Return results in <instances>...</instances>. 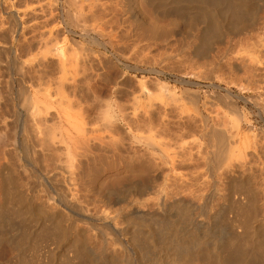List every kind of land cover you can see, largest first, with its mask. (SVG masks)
<instances>
[{"label":"rangeland","instance_id":"374dc122","mask_svg":"<svg viewBox=\"0 0 264 264\" xmlns=\"http://www.w3.org/2000/svg\"><path fill=\"white\" fill-rule=\"evenodd\" d=\"M183 1L0 0V264L171 260L153 223H178L183 210L196 240L181 264H219L232 243L255 258L220 264H264V0H249L254 24L235 37L230 16L216 32L199 14L220 6ZM219 134L235 137L215 165Z\"/></svg>","mask_w":264,"mask_h":264},{"label":"bare ground","instance_id":"6f19581e","mask_svg":"<svg viewBox=\"0 0 264 264\" xmlns=\"http://www.w3.org/2000/svg\"><path fill=\"white\" fill-rule=\"evenodd\" d=\"M14 1V0H13ZM38 1V0H37ZM52 1H54V0H52ZM150 1H152V0H150ZM157 2H158V0H156ZM162 1V0H161ZM164 1V0H163ZM174 1H176L177 2V0H174ZM185 1V3H186V1H187V3H189L188 1H193V3H196L197 1H200V2H207V1H209L208 3L210 4V2L214 5V6H217L216 8H218L219 6L221 7V11H218V14H217V16H218V18H217V16H216V14L215 15H211L210 14V12L209 13H206L205 12V10H202V8H201V12L199 13L200 15H201V17L204 19V20H206V22H207V24L209 23L208 22V20H210V16H212L211 18H213L212 20H213V23H212V25H211V27H210V31L211 30H214L215 29V31L217 32L218 30H219V28H220V25H221V23H219V21H218V19H219V17H220V14L222 15V13H224V15H226V16H230V21H231V26H229V28H228V32L230 33V34H232V35H234V37H235V35H237V34H239V33H241L243 30H245L246 28L248 29V27H251L252 26V24H254L253 23V17H252V19L250 18V19H248V14H249V11H250V5H248V2H249V0H184ZM184 1H183V4H184ZM65 2H67V1H65ZM74 2V1H73ZM175 2V3H176ZM179 2V1H178ZM181 2V1H180ZM190 2V3H191ZM54 2H52V4H53ZM118 3V2H117ZM156 3V2H155ZM158 3H160V2H158ZM158 3H156V4H158ZM161 3H163V2H161ZM165 3V2H164ZM163 3V4H164ZM182 3V2H181ZM197 3H199V2H197ZM196 3V4H197ZM120 4V3H119ZM155 4V5H156ZM169 4V3H168ZM177 4V3H176ZM179 4V3H178ZM211 4V5H212ZM74 5V4H73ZM72 5V6H73ZM98 5V4H97ZM165 6L167 5V4H164ZM170 5V4H169ZM182 5V4H181ZM193 5V4H192ZM205 5V7H207L206 6V4H204ZM28 6V5H27ZM157 6V5H156ZM159 6V5H158ZM157 6V7H158ZM161 6V5H160ZM180 6V4L178 5V7ZM191 6V5H190ZM202 6V5H201ZM163 7L164 6H162V9H163ZM171 7H172V4H171ZM174 7H176V6H174ZM182 7H183V5H182ZM184 7H185V5H184ZM186 7H189V4H188V6H186ZM198 7V9H200L199 7L200 6H197ZM219 7V8H220ZM24 8H26V7H24ZM122 8V7H121ZM156 8V7H155ZM167 8V7H166ZM166 8H164V11H165V9ZM103 9V8H102ZM182 8L180 7V9H178L177 8V10H179V12H180V10H181ZM206 9V8H205ZM209 9V8H208ZM19 10V9H18ZM105 10V9H104ZM108 10V9H107ZM158 10V9H157ZM183 10V9H182ZM186 10V9H185ZM184 10V12L186 13V11ZM193 10V9H192ZM218 10V9H217ZM22 11V10H21ZM163 11V13H165ZM167 11V10H166ZM169 11H170V8H169ZM175 11V10H174ZM189 12H190V9L188 10ZM187 11V12H188ZM196 11H198V10H196ZM24 12V11H23ZM104 12V11H103ZM115 12V11H114ZM118 12V11H117ZM162 12V11H161ZM178 11H177V13H179ZM213 12V11H212ZM252 12H253V10H252ZM68 13V12H67ZM167 13V12H166ZM173 12H171V14H172ZM214 13H215V10H214ZM213 13V14H214ZM181 14V13H180ZM198 14V12L196 13V15ZM26 15V14H25ZM69 15V14H68ZM81 15V14H80ZM170 15V14H169ZM175 15H176V13H175ZM187 15H188V13H187ZM106 16V15H105ZM115 16V15H114ZM193 16V15H192ZM199 15H197L196 17H198ZM254 16V15H253ZM10 17V16H9ZM12 17V16H11ZM76 17V16H75ZM102 17V16H101ZM187 17V16H186ZM223 17H225V16H223ZM167 18V17H166ZM184 18V17H183ZM202 18H201V20H202ZM70 19V18H69ZM68 19V20H69ZM105 20H109V19H105ZM128 20V19H127ZM185 20H186V18H185ZM220 20V19H219ZM225 20V19H224ZM70 21V20H69ZM99 21V20H98ZM101 21V20H100ZM192 21H193V19H192ZM220 21H222V25H223V23H224V21H223V19L222 20H220ZM230 21H229V23H230ZM202 22V21H201ZM210 22H211V20H210ZM76 23V22H75ZM101 23V22H100ZM131 23V22H130ZM202 23H205V21L204 22H202ZM79 24V23H78ZM82 24V23H81ZM206 24V23H205ZM76 25V24H75ZM204 25V24H203ZM207 26V25H206ZM226 26H228V25H226ZM93 27V26H92ZM227 28V27H226ZM225 28V29H226ZM262 28H264V27H262ZM204 29V28H203ZM222 29H224L223 27H222ZM246 29V30H247ZM187 31V30H186ZM219 32V31H218ZM246 32V31H245ZM209 33V32H208ZM211 33V32H210ZM221 33V32H220ZM220 33H217V34H220ZM226 33H227V31H226ZM9 34V33H8ZM229 34V35H230ZM185 35V34H184ZM205 35L206 36H208L206 33H205ZM220 35H222V34H220ZM227 35V34H226ZM190 36V35H189ZM201 36V35H200ZM210 36V35H209ZM208 36V37H209ZM211 37H212V33H211ZM218 37H219V35H218ZM262 37V36H261ZM260 37V38H261ZM12 38V37H11ZM100 38H101V36H100ZM184 38V37H183ZM214 38H216V37H214ZM89 39V38H88ZM212 40H213V38H211ZM217 39V38H216ZM215 39V40H216ZM238 40V39H237ZM208 41V40H207ZM209 41H210V39H209ZM217 41V40H216ZM73 42V41H72ZM184 42V41H183ZM203 42V41H202ZM233 42V41H232ZM207 44V43H206ZM259 44V43H258ZM178 45V44H177ZM191 45V44H190ZM205 45V44H204ZM109 46V45H108ZM258 46V45H257ZM216 47V46H215ZM259 47V46H258ZM213 48V47H212ZM178 49V48H177ZM250 49V48H249ZM186 50H188V49H186ZM243 51V50H242ZM201 53V52H200ZM214 53V52H213ZM235 53V52H234ZM239 53V52H238ZM232 55V54H231ZM262 55H264V54H262ZM252 56V55H251ZM194 57H195V55H194ZM205 57V56H204ZM218 58V57H217ZM255 58V57H254ZM249 59V58H248ZM252 60V59H251ZM197 61V60H196ZM257 61V60H256ZM259 62V61H258ZM14 64V63H13ZM199 64V63H198ZM204 66V65H203ZM202 66V67H203ZM220 66V65H219ZM235 67V66H234ZM224 69V68H223ZM227 69V68H226ZM206 73V72H205ZM209 73V72H208ZM215 74V73H214ZM242 74V73H241ZM228 75V74H227ZM214 76V75H213ZM217 76V75H216ZM215 76V77H216ZM223 77V76H222ZM229 78V77H228ZM231 80V79H230ZM187 82V81H186ZM184 83V82H183ZM231 84V83H230ZM197 85V84H196ZM239 85V84H238ZM244 87V86H243ZM186 89V88H185ZM245 89V88H244ZM187 90V89H186ZM19 91V90H18ZM19 93V92H18ZM11 94V93H10ZM26 94V93H25ZM193 97V96H192ZM26 98H27V95H26ZM34 98H35V96H34ZM17 99V98H16ZM30 99V98H29ZM23 100V99H22ZM229 100V99H228ZM24 101V100H23ZM191 101H193V100H191ZM35 102V101H34ZM192 103H194V102H192ZM197 103V102H196ZM35 104V103H34ZM33 104V105H34ZM37 104V103H36ZM107 105V104H106ZM105 105V106H106ZM230 105V104H229ZM109 106V105H108ZM23 107V106H22ZM230 107V106H229ZM105 110H106V108H105ZM229 110H230V108H229ZM230 112V111H229ZM232 112V111H231ZM105 113V112H104ZM110 114V113H109ZM234 114V113H233ZM25 115V114H24ZM104 115V117H106L107 116V114H103ZM106 115V116H105ZM231 116V115H230ZM110 117V116H109ZM222 117H224V116H222ZM107 118V117H106ZM205 118V117H204ZM233 118V117H232ZM235 118V117H234ZM229 119H231V118H229ZM110 120V118L108 119V121ZM206 120V119H205ZM236 120V119H235ZM234 120V121H235ZM111 121V120H110ZM207 121V120H206ZM228 122V121H227ZM204 123V122H203ZM234 123H236V121L234 122ZM233 125V124H232ZM235 125V124H234ZM149 126V125H148ZM150 127V126H149ZM213 127V126H212ZM216 127H218V126H216ZM231 128V127H230ZM131 129V128H130ZM140 129V128H139ZM145 129V128H144ZM149 129V128H148ZM217 129V128H216ZM4 130V129H3ZM202 130V129H201ZM219 130V129H218ZM235 130V129H234ZM10 131H12V130H10ZM150 131V130H149ZM149 131H147V132H149ZM154 131V130H153ZM237 131V130H236ZM13 132V131H12ZM152 132V131H151ZM222 131H220V134H222L221 133ZM226 132V131H225ZM232 132V131H231ZM0 133H1V131H0ZM2 133H3V131H2ZM26 133V132H25ZM141 133H144V132H141ZM214 133H215V131H214ZM85 133H83V135H84ZM145 134V133H144ZM149 134H152V133H149ZM154 134V133H153ZM216 134V133H215ZM219 134V137L218 136H216L217 138H219V141L220 142H218V143H220V144H217V146L219 147L218 148V151H217V154H215L214 152H212V154L214 155V156H216L215 157V163L213 162V160H212V163L213 164H215V165H217V164H220V163H223L225 160H226V158H228V157H226L227 156V153H228V150H230L231 149V146H230V143L233 141H231V138L233 137H235V136H237L238 134H236V132L234 133V134H232V135H235V136H231V137H229L228 135H226V136H224V135H220ZM224 134V133H223ZM246 134V133H245ZM13 135V134H12ZM217 135H218V133H217ZM248 135V134H247ZM209 136V135H208ZM23 137V136H22ZM28 137H29V135H28ZM142 137H143V134H142ZM145 137V136H144ZM238 137V136H237ZM246 137V136H245ZM137 138V137H136ZM135 138V139H136ZM147 138V137H146ZM149 138V137H148ZM154 138H155V136H154ZM232 138V139H233ZM238 138H240V137H238ZM133 139H134V137H133ZM168 139V138H167ZM237 139V138H236ZM235 139V140H236ZM9 140V139H8ZM7 140V141H8ZM23 140V139H22ZM139 140V139H138ZM137 140V141H138ZM150 140V141H149ZM146 139L145 140V142L147 141V143H146V145L147 146H152L153 147V144H154V146H157V145H155V143L153 142V138H152V140L151 139ZM158 140V139H157ZM6 141V142H7ZM140 141H141V139H140ZM231 141V142H230ZM246 141V140H245ZM23 142V141H22ZM214 142V141H213ZM240 142V141H239ZM239 142H237L236 141V143L238 144ZM243 141H241V143H242ZM13 143V142H12ZM138 143H140V142H138ZM153 143V144H152ZM158 143V142H157ZM161 143H164V142H161ZM208 143V142H207ZM145 144V143H144ZM160 144V143H159ZM232 144V143H231ZM234 144H235V142H234ZM233 144V145H234ZM237 144H235L234 146H236ZM248 144V143H247ZM243 145V144H242ZM256 145V144H255ZM261 145V144H260ZM4 146V145H3ZM169 146V145H168ZM214 146V145H213ZM239 146V145H238ZM22 147H24V146H22ZM151 147V148H152ZM157 147H160L161 148V150H163L161 153H163L164 154V149H162L164 146H157ZM159 148V149H160ZM165 148V147H164ZM213 148H215V147H213ZM240 148V147H239ZM27 149V148H26ZM154 149V148H153ZM167 149H169V148H167ZM216 149H217V147H216ZM23 150V149H22ZM143 150V149H142ZM155 150V149H154ZM153 150V151H154ZM169 150H171V149H169ZM214 150V149H213ZM240 150V149H239ZM246 150H247V147H246ZM75 151V150H74ZM159 151V150H158ZM248 151V150H247ZM30 152V151H29ZM77 152V151H76ZM148 152V151H147ZM171 152V151H170ZM216 152V151H215ZM236 152V151H235ZM24 153V152H23ZM225 153H226V158L224 157V155H225ZM28 154V153H27ZM154 154H155V152H154ZM173 154V153H172ZM206 154V153H205ZM229 154H230V156H231V152H229ZM228 154V155H229ZM234 153L232 152V155H233ZM33 155V154H32ZM152 155V154H151ZM161 155V154H160ZM154 156V155H153ZM155 156H157V155H155ZM213 156V157H214ZM73 157V156H72ZM212 157V158H213ZM222 157L223 158H225V160H220V159H222ZM238 157V156H237ZM19 158V157H18ZM218 158H219V160L221 161V162H219V161H217L218 160ZM240 158V157H239ZM15 159V158H14ZM234 159V158H233ZM19 160V159H18ZM240 160V159H239ZM34 161V160H33ZM159 161V160H158ZM216 161H217V164H216ZM223 161V162H222ZM242 161V160H241ZM261 161V160H260ZM259 161V162H260ZM245 162H246V160H245ZM252 163V162H251ZM255 163V162H254ZM253 163V164H254ZM248 164H249V162H248ZM255 164H257V163H255ZM261 164V163H260ZM15 165V164H14ZM169 165V164H168ZM250 165V164H249ZM262 165H264V164H261V165H258V166H261L262 167ZM247 166V165H246ZM251 166H254V165H250V166H247V167H251ZM70 167H71V165H70ZM240 167V166H239ZM244 167V166H243ZM243 167H241V169L243 168ZM255 167V166H254ZM254 167H253V169H254ZM249 168H247V169H244L245 171L247 170V172H245V173H248V172H250L251 170L249 169ZM70 169H73V168H69V170ZM237 169V168H236ZM257 169V168H256ZM172 170V169H171ZM232 170V169H231ZM230 170V171H231ZM240 170V169H239ZM249 170V171H248ZM24 171V170H23ZM167 171V170H166ZM233 171V170H232ZM236 171V170H235ZM234 171V172H235ZM55 172H57V171H55ZM72 172V171H71ZM241 172H243V170L241 171ZM17 173V172H16ZM45 173V172H44ZM228 173H230V172H228ZM237 173V172H236ZM244 173V172H243ZM20 174V173H19ZM49 174V173H48ZM252 174H254V173H252ZM54 175H55V173H54ZM238 175V174H237ZM236 175V176H237ZM262 175H264V171H262ZM10 176V175H9ZM57 176V175H56ZM241 177V174H240V172H239V175H238V177ZM247 176V175H246ZM245 176V177H246ZM170 177V176H169ZM147 178V177H146ZM134 179V178H133ZM223 179V178H222ZM226 179V178H225ZM250 179V178H249ZM254 179V178H253ZM9 180V179H8ZM206 180V179H205ZM15 181V180H14ZM51 181V180H50ZM16 182V181H15ZM253 182H254V180H253ZM153 183V182H152ZM203 183V182H202ZM219 183V182H218ZM143 184V183H142ZM146 184V183H145ZM149 184V183H148ZM15 186V185H14ZM137 186V185H136ZM143 186H146V185H143ZM152 186V185H151ZM208 186V185H207ZM253 186V185H252ZM22 187V186H21ZM67 187V186H66ZM135 187V186H134ZM245 187V186H244ZM247 187V186H246ZM4 188V187H3ZM85 188V187H84ZM92 188V187H91ZM147 188H148V186H147ZM161 188V187H160ZM222 188V187H221ZM237 188V187H236ZM17 189V188H16ZM62 189V188H61ZM70 189V188H69ZM87 189V188H86ZM126 189V188H125ZM140 189V188H139ZM153 190H154V188H152ZM165 189V188H164ZM242 189V188H241ZM90 190V189H89ZM127 190V189H126ZM125 190V191H126ZM141 190V189H140ZM142 190H144V189H142ZM147 190V189H146ZM157 190V189H156ZM161 190V189H160ZM186 190V189H185ZM229 189H227V191H228ZM256 190V189H255ZM85 191V190H84ZM165 191V190H164ZM164 191H161V192H163L164 193ZM241 191V190H240ZM251 191V190H250ZM253 191V190H252ZM259 191H260V189H259ZM2 192V191H1ZM63 192V191H62ZM70 192H72L71 190H70ZM138 192V191H137ZM148 192V191H147ZM160 192V195L162 194ZM167 192V191H166ZM165 192V193H166ZM255 192H258V191H255ZM7 193V192H6ZM16 193V192H15ZM96 193V192H95ZM141 193H142V191H141ZM141 193H140V195H141ZM146 193V192H145ZM156 193V192H155ZM157 193H159V192H157ZM156 193V194H157ZM171 193V192H170ZM204 193V194H203ZM202 194L203 195H201V197H202V199H205L206 201H202L204 204H202L203 206H205V202H207V201H210V202H212V200L213 199H215V197H216V192H214V191H212V192H208L207 194H205L206 192H203ZM235 193V192H234ZM245 193H247V191L245 192ZM250 193H252V192H250ZM254 193V192H253ZM262 193V192H261ZM131 194V193H130ZM237 194V193H236ZM240 194V193H239ZM1 195V194H0ZM19 195V194H18ZM24 195V194H23ZM88 195H89V193H88ZM135 195V194H134ZM154 195V194H153ZM158 195V194H157ZM170 195V194H169ZM200 195V194H199ZM229 195L230 194H226V195H224V198H225V196H227L226 198L227 199H230L231 198V196H230V198H229ZM234 195V194H233ZM61 196V195H60ZM64 196V195H63ZM118 196V195H117ZM137 196V195H136ZM134 197V198H137V197ZM145 196H146V194H145ZM149 196V199H150V195H148ZM164 195L162 194V196L161 197H163ZM166 196V195H165ZM170 196H172V195H170ZM190 196V195H189ZM219 196V195H218ZM238 196V195H237ZM246 196H247V194H246ZM248 196H250V198L249 197H247V198H249V201L250 202H252L253 200H254V198H255V200L257 201L258 199L257 198H259V197H256L255 196V194H252V196H251V194H249ZM258 196H260V200H261V202L262 203H264V201H262V198H264V194H259ZM175 196H173V198H174ZM239 197V196H238ZM244 197V196H243ZM242 197V198H243ZM65 198V197H64ZM146 198H147V196H146ZM153 198V197H152ZM151 198V199H152ZM167 198H168V196H167ZM166 198V199H167ZM225 198V199H226ZM234 198V197H233ZM24 199V198H23ZM22 199V200H23ZM157 199V198H156ZM155 199V200H156ZM170 200H172V198H169ZM177 199V198H176ZM244 199V198H243ZM246 199V198H245ZM5 200V199H4ZM3 200V201H4ZM13 200V199H12ZM144 200H145V197H144ZM143 200V201H144ZM169 200V201H170ZM175 200V199H174ZM235 200V199H234ZM237 200V199H236ZM254 200V201H255ZM140 201H141V199H140ZM142 201V202H143ZM157 202L155 203V205H157L156 206V208L157 207H160L161 209H164V208H166L167 206H168V204H167V206H166V203H165V201H162V198L160 199V200H156ZM166 201H168V199L166 200ZM177 201V200H176ZM180 201V200H179ZM239 201V200H238ZM241 201V200H240ZM248 201V202H249ZM253 201V202H254ZM22 202V201H21ZM24 202V201H23ZM141 202V203H142ZM233 202H235V201H233ZM237 202V201H236ZM260 201H259V203H261ZM25 203H26V201H25ZM28 203V202H27ZM111 203V202H110ZM113 203V202H112ZM111 203V204H112ZM135 203H136V201H135V199H134V202H132V201H130V202H128V206L132 209L133 208V210H134V208H136V205H135ZM145 203V202H144ZM148 203H150V202H148ZM183 203V202H182ZM199 203V202H198ZM239 203V202H238ZM257 203V202H256ZM19 204V203H18ZM30 204V203H29ZM147 204V203H146ZM207 205H209L208 204V202L206 203ZM250 204V203H249ZM255 204V203H254ZM6 205V204H5ZM45 205V204H44ZM139 205H141V204H139ZM150 205H152V204H150ZM243 205H245V204H243ZM21 206V205H20ZM46 206V205H45ZM81 206V205H80ZM122 206V205H121ZM145 206V205H144ZM143 206V207H144ZM153 206V205H152ZM152 206H149V204H148V207H151L152 208ZM210 206V205H209ZM227 206V205H226ZM253 206V205H252ZM11 207V206H10ZM14 207V206H13ZM43 207V206H42ZM146 207H147V205H146ZM7 208V207H6ZM17 208V207H16ZM26 208H28V207H26ZM160 208H158V209H160ZM207 208H209L208 206L207 207H205V208H203L202 207V209H201V211H202V213H200V215H199V217L202 219V217H206L207 218V215L205 216V211L207 210ZM225 208V207H224ZM120 209V208H119ZM138 209H140V208H138ZM173 209V208H172ZM157 210V209H156ZM166 210H167V208H166ZM222 210V209H221ZM220 210V211H221ZM139 211V210H138ZM160 211V210H159ZM164 210H162V212H163ZM168 211V210H167ZM218 211V210H217ZM252 211V210H251ZM126 212V211H125ZM198 212H200V210L198 211ZM211 212V211H210ZM114 213V212H113ZM164 213V212H163ZM167 213V212H166ZM183 213H184V215L183 214H181L182 215V217H181V215L179 214V216L180 217H178V218H182V219H179V222L178 223H176L175 221L174 222H164L163 224H159L160 222L162 223V221H156V222H158V224H156V223H153V224H155V226H158L159 227V231H160V238H162L163 240L162 241H164V242H162L163 243V246H165L166 245V250H170L171 252V256L173 255V259H171L170 260V258L167 260V259H162V260H164V261H162L161 260V258H160V260L158 259V258H156V259H154L153 260V262H155L156 264H157V262H159V264H174V263H176L177 261H178V263L177 264H181V262L182 261H184V259L185 258H187L188 256H190V255H193V253H190L191 251H189V248L190 247H192V245H193V243H194V240H196V238L194 237V234L193 235H190V234H187L186 235V233H188V231L187 230H189V229H187L186 231H185V228L183 227V225H185V224H182V223H180V221H184V217L186 216V217H188L187 216V214H185V212H184V210H183ZM217 213V212H216ZM129 214H130V212H129ZM212 214H213V212H212ZM211 214V215H212ZM220 214V213H219ZM218 214V215H219ZM30 215V214H29ZM145 216V215H144ZM153 216V215H152ZM213 216V215H212ZM217 216V215H216ZM215 216V217H216ZM133 217V216H132ZM219 217V216H218ZM217 217V218H218ZM154 218V217H153ZM197 218V217H196ZM210 218H212V217H210ZM214 218V217H213ZM216 218V219H217ZM233 218V217H232ZM165 219V218H164ZM169 219V218H168ZM199 219V218H198ZM198 219H195V220H197L195 223L197 224H195V226H193V227H195V230L197 229V230H199L200 229V231H202L201 229L202 228H200V226H202V225H204V227H206L205 226V224H204V220H202V221H200V219L198 220ZM13 220V219H12ZM137 220V219H136ZM154 220V219H153ZM178 220V219H177ZM186 220V219H185ZM214 220H215V218H214ZM214 220H212V221H214ZM11 221V220H10ZM133 221H134V219H133ZM144 221V220H143ZM187 221H188V219H187ZM253 221V220H252ZM256 221V220H255ZM184 222H186V221H184ZM183 222V223H184ZM118 223V222H117ZM152 223V222H151ZM151 223H149V224H147V226H148V228H151V226H153ZM206 223V222H205ZM2 224V223H1ZM57 224V223H56ZM56 224H55V226H56ZM151 224V225H150ZM182 224V225H181ZM192 224H193V222H192ZM193 224V225H194ZM144 225H146V224H144ZM181 225V226H180ZM207 225V224H206ZM211 226H212V224H210ZM59 226V225H58ZM62 226V225H61ZM61 226L59 227L60 229H62L61 228ZM135 226V225H134ZM154 226V227H155ZM186 226H188V224L186 225ZM192 226V225H191ZM72 227V226H71ZM140 227V226H139ZM180 227H182V228H180ZM203 227V228H204ZM207 227H209V225L207 226ZM218 227H220V226H218ZM54 228H56V227H54ZM58 228V227H57ZM141 228V227H140ZM188 228V227H187ZM210 228V227H209ZM259 228V227H258ZM59 229V230H60ZM157 229V228H156ZM211 229V228H210ZM15 230V229H14ZM14 230H12V231H14ZM20 230V229H19ZM54 230H56V229H54ZM59 230H56V232H58ZM140 230V229H139ZM158 230V229H157ZM196 230V231H197ZM205 230V229H204ZM206 230H207V228H206ZM141 231V230H140ZM190 231V230H189ZM208 231V230H207ZM206 231V232H207ZM210 231V230H209ZM214 231V230H213ZM221 231V230H220ZM219 231V232H220ZM254 231V230H253ZM88 232V231H87ZM139 232V231H138ZM184 232V233H183ZM193 232H194V230H193ZM234 232V231H233ZM16 233V232H15ZM14 233V234H15ZM64 233V232H63ZM78 233V232H77ZM214 233V232H213ZM221 233V232H220ZM224 234H225V231L223 232ZM220 234L219 236L217 235V237H223L222 235H224V234ZM228 233V232H227ZM154 233H151V235H153ZM231 234V233H230ZM229 234V235H230ZM232 234H235V233H232ZM12 235V234H11ZM145 235V234H144ZM147 235V234H146ZM149 235V234H148ZM189 235V236H188ZM205 235V234H204ZM213 235H215V234H213ZM226 235V234H225ZM224 235V236H225ZM228 234H227V236H229ZM45 236V235H44ZM86 236H87V234H86ZM89 236V235H88ZM226 236V237H227ZM254 236V235H253ZM61 237V236H60ZM145 237V236H144ZM187 237H190V240L189 239H187ZM207 237H209L210 238V236H207ZM230 237H232V236H230ZM148 238H150V236L148 237ZM152 238V237H151ZM153 238H155V236L153 237ZM152 238V239H153ZM158 238V237H157ZM219 238V239H220ZM225 238V237H224ZM229 238V237H228ZM233 238V237H232ZM84 239V238H83ZM89 239V238H88ZM217 240H218V238H216ZM154 240V239H153ZM161 239H159V241H160ZM222 241H225L224 239H221ZM220 240V243L219 244H222L223 245V243H221L222 241ZM226 240H227V238H226ZM233 240V239H232ZM232 240H230V243H231V241ZM107 241V240H106ZM148 241H152L151 239L150 240H148ZM236 241V240H235ZM137 242V241H136ZM154 242L155 241H153V244H154ZM199 242V241H198ZM197 241H196V243H198ZM201 242V241H200ZM199 242V243H200ZM218 242H219V240H218ZM228 242V241H227ZM227 242L226 243H224V244H226V245H228V244H230L229 242H228V244H227ZM234 242V241H233ZM13 243V242H12ZM146 243V242H145ZM149 243V242H148ZM106 244V243H105ZM151 245H152V242L150 243ZM156 244V243H155ZM165 244V245H164ZM234 243H232V245H233ZM235 244H236V242H235ZM107 245V244H106ZM140 245H141V243H140ZM142 245H144V244H142ZM147 245V244H146ZM150 245V246H151ZM231 245V247H230V245H229V247L227 248L225 245H223V248L225 247V249H226V251H225V249H223L224 250V252H226L225 254H218V255H221V257L220 258H222V260L225 262V260H226V258H224V257H227V258H235L236 256H238V255H242L243 257H244V255H246L245 257H247V255H250L251 257H254L255 258V255L253 254L254 253V250H253V252L252 251H250V250H248V251H245V250H242V249H240V247H238L237 245H238V243H237V245H233L232 246ZM253 245H255V244H253ZM138 246V245H137ZM145 246V245H144ZM149 246V245H148ZM158 246V245H157ZM198 246V245H197ZM240 246V245H239ZM93 247V246H92ZM108 247V246H107ZM151 247H153V245L151 246ZM96 248H97V246H96ZM119 248V247H118ZM145 248V247H144ZM147 248V247H146ZM145 248V249H146ZM213 248V247H212ZM241 248H243L242 246H241ZM249 247H247V249H248ZM251 248V247H250ZM249 248V249H250ZM95 249V248H94ZM143 249V248H142ZM141 249V250H142ZM145 249H143L144 251H145ZM150 249V248H149ZM156 249V248H155ZM217 249V248H216ZM220 249V248H219ZM219 249H217V251L219 250ZM243 249H246V248H243ZM246 249V250H247ZM213 250V249H212ZM252 250V249H251ZM150 251H152V250H147L146 252L148 253V254H150L149 252ZM219 251H221L222 252V250L220 249ZM145 252V253H146ZM154 253V252H153ZM166 253H168L167 251H166ZM146 255V254H145ZM224 255V256H223ZM225 255H227V256H225ZM252 255H254V256H252ZM257 255V254H256ZM194 256V255H193ZM213 257V259H215L216 260V257H214V256H212ZM239 257V259L241 258L240 256H238ZM76 258V257H75ZM154 258V257H153ZM189 258V257H188ZM193 258V257H192ZM190 259V258H189ZM188 259V260H189ZM236 259V258H235ZM238 259V260H239ZM258 258H256V260H257ZM12 260V259H11ZM88 260V259H87ZM87 260H86V262L84 261V260H82L83 262H85V263H87ZM222 260H220L219 261V264H220V262L222 261ZM241 260H244V258H242ZM246 260V259H245ZM247 260H248V257H247ZM92 261V260H91ZM258 261V260H257ZM3 262V261H2ZM6 262V261H5ZM81 262V261H80ZM79 262V263H80ZM82 262V263H83ZM216 262H218L217 260H216ZM224 262H223V264H224ZM24 263V262H23ZM81 263V264H82ZM229 263H231V262H229ZM252 263L253 264H257L256 263V261H254L253 262V258H252ZM261 263V262H260ZM78 264V263H77ZM183 264H184V262H183ZM192 264V263H191ZM194 264V263H193ZM222 264V263H221Z\"/></svg>","mask_w":264,"mask_h":264}]
</instances>
